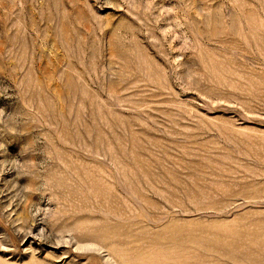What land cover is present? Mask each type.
<instances>
[{"label":"rangeland","instance_id":"obj_1","mask_svg":"<svg viewBox=\"0 0 264 264\" xmlns=\"http://www.w3.org/2000/svg\"><path fill=\"white\" fill-rule=\"evenodd\" d=\"M0 264H264V0H0Z\"/></svg>","mask_w":264,"mask_h":264}]
</instances>
